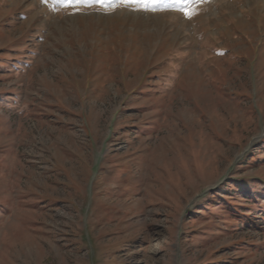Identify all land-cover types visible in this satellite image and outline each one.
<instances>
[{
  "label": "rangeland",
  "instance_id": "1",
  "mask_svg": "<svg viewBox=\"0 0 264 264\" xmlns=\"http://www.w3.org/2000/svg\"><path fill=\"white\" fill-rule=\"evenodd\" d=\"M0 264H264V0H0Z\"/></svg>",
  "mask_w": 264,
  "mask_h": 264
},
{
  "label": "snow or ice",
  "instance_id": "2",
  "mask_svg": "<svg viewBox=\"0 0 264 264\" xmlns=\"http://www.w3.org/2000/svg\"><path fill=\"white\" fill-rule=\"evenodd\" d=\"M67 3H71L72 0H66ZM132 2H140V0H132ZM191 3H195V0H190ZM191 14V13H190Z\"/></svg>",
  "mask_w": 264,
  "mask_h": 264
}]
</instances>
